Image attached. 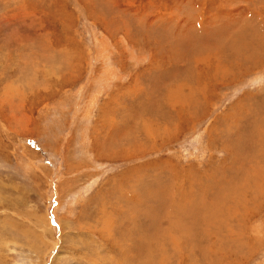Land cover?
Wrapping results in <instances>:
<instances>
[{
	"label": "rangeland",
	"instance_id": "obj_1",
	"mask_svg": "<svg viewBox=\"0 0 264 264\" xmlns=\"http://www.w3.org/2000/svg\"><path fill=\"white\" fill-rule=\"evenodd\" d=\"M0 264H264V0H0Z\"/></svg>",
	"mask_w": 264,
	"mask_h": 264
},
{
	"label": "bare ground",
	"instance_id": "obj_2",
	"mask_svg": "<svg viewBox=\"0 0 264 264\" xmlns=\"http://www.w3.org/2000/svg\"><path fill=\"white\" fill-rule=\"evenodd\" d=\"M129 263V262H128Z\"/></svg>",
	"mask_w": 264,
	"mask_h": 264
}]
</instances>
